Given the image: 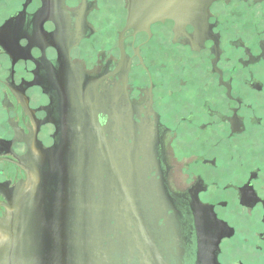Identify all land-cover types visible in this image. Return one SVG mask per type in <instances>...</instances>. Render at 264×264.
<instances>
[{"label":"flooded vegetation","instance_id":"af4514ba","mask_svg":"<svg viewBox=\"0 0 264 264\" xmlns=\"http://www.w3.org/2000/svg\"><path fill=\"white\" fill-rule=\"evenodd\" d=\"M128 5L0 0V264H264V0Z\"/></svg>","mask_w":264,"mask_h":264},{"label":"water","instance_id":"95a60500","mask_svg":"<svg viewBox=\"0 0 264 264\" xmlns=\"http://www.w3.org/2000/svg\"><path fill=\"white\" fill-rule=\"evenodd\" d=\"M213 1L214 0H128V19L125 31L130 29H135L136 31L148 30L151 25L158 22H166L168 20L174 21L177 27L184 30L188 25H194L195 23L205 21L207 19V10ZM94 126L97 130H101L100 139L105 156L118 185L124 188V179L120 174L119 169H116V163L113 160L110 146L104 137V133L98 122H96ZM125 190L127 191V189ZM126 191V197L128 198ZM137 216V224L141 230L143 225L142 220L139 214ZM53 240L56 245L55 237ZM31 241V237L20 236L21 246L19 245V261L17 260V257H13V255L17 256V251L15 249V254H13V251L11 250L10 254L6 256L8 259L4 261L5 264H61L60 257L56 252L51 253V263L46 261L44 255L39 258H30L27 255V249L25 250V248H27Z\"/></svg>","mask_w":264,"mask_h":264},{"label":"rangeland","instance_id":"374dc122","mask_svg":"<svg viewBox=\"0 0 264 264\" xmlns=\"http://www.w3.org/2000/svg\"><path fill=\"white\" fill-rule=\"evenodd\" d=\"M120 24H121V21H120V23L118 24L117 30H119V29H120V28H119ZM117 30H116V31H117Z\"/></svg>","mask_w":264,"mask_h":264}]
</instances>
